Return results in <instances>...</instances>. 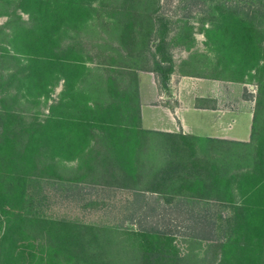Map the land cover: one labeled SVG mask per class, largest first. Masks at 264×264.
<instances>
[{
    "label": "rangeland",
    "instance_id": "1",
    "mask_svg": "<svg viewBox=\"0 0 264 264\" xmlns=\"http://www.w3.org/2000/svg\"><path fill=\"white\" fill-rule=\"evenodd\" d=\"M126 1L95 0L85 21L58 31L59 42L74 47L77 57H82L85 61L86 70L79 77L77 85L79 91L87 93L91 104L96 101L106 107L111 102L109 87H102L105 80L101 77L107 73L99 70L98 65H105L108 70L115 67L118 73L128 71L126 67L133 62L140 64L136 59L129 60L130 50L126 49L123 29L129 22L128 15L138 13L139 23L147 25L150 24L147 19L151 14L153 19L157 16L164 19L171 30L167 39L170 44L167 52L173 61V71L168 76L167 88H164L157 73L138 68L136 70V67L130 69L133 74L129 75V79L137 82L140 105L142 87L147 90L156 87L157 92L165 96L164 101L171 104L203 101L201 104L197 102V105L229 112L231 136H236L238 125L234 123L235 120L239 121L240 115L248 113L249 118V114L258 112L254 142L256 145L262 144L264 108L257 109L261 75L257 70L242 75L235 70L218 68L219 60L206 45L204 27L211 28L215 22L213 18L217 16L215 12L218 5L231 0ZM245 1L250 3L251 0ZM245 1L240 0V4L244 6ZM17 6L18 0H0V116L13 123L12 128L16 133L20 132V143H23L29 139L25 129L44 124L50 118L52 107L63 98L65 81L48 83L42 91L30 90L29 80L24 76L28 74L26 67L34 56L28 55L26 45L16 40V30L21 25L20 17L27 26L31 20ZM249 7L245 6L243 11ZM158 22L156 26L160 28ZM158 42L156 40L155 44ZM144 48L139 47V52ZM169 65L168 62L163 63L165 67ZM173 86L178 92L183 87L176 99ZM212 89L215 91L211 92ZM141 128L154 131L145 129L142 122ZM245 129L246 126L240 122L239 130L243 132ZM250 135L247 143L252 142V132ZM145 139L140 146V157L141 162L146 165V173H151L153 168H159L167 161L168 156L164 150L166 139L157 134L147 135ZM212 149L207 148L204 154L201 149L198 152L202 157H214L220 170L231 169L230 174L249 173L257 155L254 147L245 148L246 151L236 147ZM65 154L56 153L54 160L57 162L52 173L33 175V161L30 158H21V163L18 162V166L22 164L21 167L10 170V161L2 164L6 153H1L0 192L3 195H0V264L7 260L8 251L16 249L24 254L22 262L17 264L39 263V254L35 260L27 257L29 251L36 253L35 251L43 249L37 244V239H32L37 238L36 227H28L27 219L55 222L57 228L63 225L83 231V226H91L104 231L101 234L112 233L111 252H107L108 255L102 262L110 258L118 264H129V255L133 261L138 260L137 256L148 245L144 243L143 247L139 246L143 240L139 233L147 236L157 232L158 235L150 234L148 241L151 247L159 250L163 246L165 249L171 243L180 258H185V261L190 259L189 264L221 263L223 246H231L240 238V230L234 224V207L213 199L214 194L209 199L202 196L188 199L181 195V183L174 182L175 185L166 187L162 194L142 192L145 194L142 196H146L142 197L132 189L97 184L91 178L83 176L85 170L78 171L80 153ZM48 161H53L51 156ZM25 172L27 181L21 183L18 177ZM188 193L192 195L191 192ZM237 200L241 203L243 199ZM141 226H144L145 231L141 232ZM262 226L264 222L253 220L256 230L253 239L258 237ZM26 228L31 230L29 234L32 238L22 232ZM6 236L11 238L9 242L5 240ZM12 240H17L16 248H12ZM123 251L126 253L123 254ZM46 252L50 258L51 252ZM257 258L260 264H264V257L259 252ZM47 260L50 262L43 264H95L84 262L79 257L71 259L65 254L53 259L54 261ZM133 261L131 264H134Z\"/></svg>",
    "mask_w": 264,
    "mask_h": 264
},
{
    "label": "trees",
    "instance_id": "2",
    "mask_svg": "<svg viewBox=\"0 0 264 264\" xmlns=\"http://www.w3.org/2000/svg\"><path fill=\"white\" fill-rule=\"evenodd\" d=\"M94 1L18 0L17 8L27 13L31 20L27 26L20 17L21 25L16 30V40L26 45L27 49L22 46L29 51L28 55L34 56L26 67L28 74L24 76L29 80L30 90L42 91L50 83L59 80L65 81V90L63 98L52 107L51 116L46 123L25 129L29 139L23 143H20V132L16 133L12 128L13 123L0 116V155L6 153L2 164L10 161L9 169L17 170L22 165L18 166L21 158H30L33 161L32 174L46 175L55 171L56 153L67 152L65 156L80 153L78 171L85 170L83 176L105 187L132 189L142 196L145 195L142 192L162 194L166 187L180 182L181 195L188 199L198 196L209 199L214 194L213 199L234 207V224L240 230V238L231 246H223L219 264H260L257 255L259 252L264 257V226L258 237L253 239L256 234L253 220L264 222V139L261 145L254 142L258 112L254 114L250 143L143 130L138 85L136 81L129 79V75L133 74L130 69L136 67V70L138 68L157 73L162 80L161 85L167 88L168 76L173 71V61L167 52L170 45L167 39L171 31L168 23L158 16L153 19L150 14L147 19L150 24H140L139 14L136 12L128 15L129 22L123 29V39L126 49L130 50L129 60L136 59L140 64L133 62L126 67L128 71L122 70L118 73L115 67L108 70L107 66L98 65L99 70L107 73L100 77L105 80L102 87L110 89L111 102L106 107L96 101L91 104L87 93L79 91L77 85L79 77L86 70L85 61L82 57H77L74 47L59 42L58 31L85 21ZM138 1L143 0L131 2ZM238 1L231 0L218 5L212 27H204L206 45L219 60L218 68L235 70L242 75L254 70L259 72L261 78L257 109H260L264 108V0H251L250 3L244 0V6ZM126 2L130 3L129 0ZM245 6L250 7L243 11ZM157 22L160 28L156 26ZM156 40H159L157 44ZM139 47L145 48L139 52ZM166 62L170 64L167 67L163 66ZM150 134L166 139L164 150L168 157L163 166L146 173V165L141 162L140 146L144 142L142 140H146L145 136ZM230 147L239 150L256 148L255 163L249 173L230 174L231 169L220 170L214 157H202L198 152L201 149L204 154L207 148H213L214 151ZM25 155L27 156L24 158ZM49 156L52 157V162L48 161ZM26 173L19 175L18 180L21 183H26ZM188 191L192 195L187 194ZM0 195L3 193L0 192ZM238 198L243 199L241 203ZM26 224L30 228L36 227L37 238L31 237V230L28 228L22 232L29 238L37 239V244L43 248L35 251L36 253L29 251L27 255L28 259L35 260L39 254L38 264L50 262L47 259H58L62 254L71 259L79 257L88 263L118 264L110 258L102 262L111 252L112 233L101 234L104 231L91 226H83V231L63 225L57 228L55 222L41 219H27ZM140 229L141 232L145 231L144 226ZM106 230L108 231L107 228ZM150 234L158 235L157 232ZM150 234L146 236L139 233L143 239L139 246L143 247L144 243L148 245L137 256V261H133L129 255V264L132 261L134 264L190 263V259L185 261V258L179 257L171 243L165 249L163 246L159 250L152 248L148 241ZM10 239L9 236L5 237L8 242ZM16 243L17 240H12V248H16ZM48 250L52 254L50 258L47 256ZM23 256L22 251L17 249L8 251L7 260L3 264H17L22 262Z\"/></svg>",
    "mask_w": 264,
    "mask_h": 264
},
{
    "label": "crops",
    "instance_id": "3",
    "mask_svg": "<svg viewBox=\"0 0 264 264\" xmlns=\"http://www.w3.org/2000/svg\"><path fill=\"white\" fill-rule=\"evenodd\" d=\"M173 88L175 89L173 90V95L176 99L179 97V92L182 91L183 87L179 88V92L175 86ZM189 91L191 92V90ZM213 91L215 90L212 89L211 92ZM165 99L162 93L157 92L156 87L151 88V90L142 87L141 122L145 129L171 134L182 133L200 138L232 139L233 141L241 142H246L251 136L254 114H249V118L248 113L240 115L239 121L235 120L234 123L238 125L236 136H231L229 112L214 110L213 107L206 108L200 105L199 107L197 102L199 104L203 103L200 100H195L194 104L190 102L181 104V101L171 104L165 102ZM150 101L155 103H150ZM207 109H210V111ZM248 119H250L249 124L247 123ZM240 122H243L246 126L243 132L239 130Z\"/></svg>",
    "mask_w": 264,
    "mask_h": 264
}]
</instances>
